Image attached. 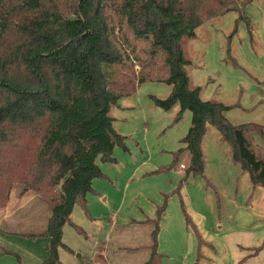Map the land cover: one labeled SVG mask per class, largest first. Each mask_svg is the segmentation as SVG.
I'll return each instance as SVG.
<instances>
[{
	"label": "trees",
	"instance_id": "obj_1",
	"mask_svg": "<svg viewBox=\"0 0 264 264\" xmlns=\"http://www.w3.org/2000/svg\"><path fill=\"white\" fill-rule=\"evenodd\" d=\"M240 1L0 0V151L9 154L0 161V169L9 165L7 171L0 170V177L12 174L11 180L34 190L51 209L45 233L49 254L43 264L61 263L59 251L68 249L63 228L72 224L74 208L79 205L90 215L94 180L107 177L98 161L114 163L115 148L128 149L111 115L123 93L115 90L109 74L132 66V55L146 63L138 55L139 41L150 42V58L160 53L170 71L159 81L172 86L171 95L153 97L155 104L167 111L179 105L178 120L186 111L192 113V125L182 139L185 147L157 172L176 167L187 152L190 159L180 186L190 176H203L202 143L212 125L230 145L233 161L249 172L255 186H264V160L251 151L245 135L254 131L264 137V125H235L226 117L228 106L204 101L200 88L190 86L180 43L195 37L205 21L243 11L253 0ZM141 69L139 84L154 81L148 74L151 68ZM177 192L166 195L156 219L145 221L155 227L152 259L167 199ZM263 248L264 241L254 254Z\"/></svg>",
	"mask_w": 264,
	"mask_h": 264
},
{
	"label": "rangeland",
	"instance_id": "obj_2",
	"mask_svg": "<svg viewBox=\"0 0 264 264\" xmlns=\"http://www.w3.org/2000/svg\"><path fill=\"white\" fill-rule=\"evenodd\" d=\"M180 43L190 86L200 88L204 101L228 106L225 114L235 125H264V0H253L243 11L205 21L195 37L182 38ZM137 49L146 63L132 55V66L129 63L130 67L109 74L115 90L123 93L111 115L118 133L126 136L128 149L116 147L114 163L98 161L107 177L94 180L96 193L88 197V210L97 218L90 226L77 210L75 220L90 231L98 227L111 231L110 264H264V251L251 258L264 241V186H255L249 172L233 162L230 145L221 140L214 126L208 125L202 145L203 176H190L180 186L189 162L187 152L176 167L157 172L171 165L175 154L185 147L182 139L192 125V113L186 111L178 120L179 105L167 111L155 104L153 97L171 95L172 86L159 81L170 71L160 53L150 58V42L139 41ZM141 68H151L148 74L154 81L139 84ZM245 135L251 151L264 160V137L254 131ZM8 155L0 151V161ZM8 166L0 170L7 171ZM10 176L0 177V205L15 187L37 194ZM177 189L167 199L157 255L152 259L149 246L155 227L145 221L156 219L166 195ZM68 227L87 249L89 239ZM6 239L0 233V252L7 247ZM17 241L22 244L25 240ZM72 243L78 246L77 241ZM25 245L35 249L32 242ZM12 261L17 264L15 257L0 259V264Z\"/></svg>",
	"mask_w": 264,
	"mask_h": 264
},
{
	"label": "crops",
	"instance_id": "obj_3",
	"mask_svg": "<svg viewBox=\"0 0 264 264\" xmlns=\"http://www.w3.org/2000/svg\"><path fill=\"white\" fill-rule=\"evenodd\" d=\"M77 210L82 211L85 217L84 220L90 226L93 224L91 220L97 218L90 211V215H88L79 205L74 208L71 215L72 224H67L63 228V242L68 249H60V264H110L109 259L112 256L109 251L111 231H105L104 229H99V227L94 231H90V229L80 226L75 220ZM50 217L51 210L46 203L40 200L37 194L33 191H24L21 187H15L10 194L7 204L0 208V233L7 238V247L3 248L4 251L0 252V259L15 257L17 264H43L49 254L50 239L45 233ZM74 225L80 227L83 233L79 232ZM68 226L73 227L74 232L77 231L84 235L86 239H89V247L87 249L81 246L83 241H80L81 239L79 240L72 231H69ZM18 238H22L25 241L21 244L17 241ZM72 240L77 241L78 246L74 245ZM26 241L35 244L33 245L35 249L25 245ZM151 245L149 248L152 249ZM141 248L143 247L130 249L137 251ZM88 250L90 252H86ZM263 251L264 248L257 254L253 252L251 258L259 257ZM10 264L15 263L12 261Z\"/></svg>",
	"mask_w": 264,
	"mask_h": 264
}]
</instances>
